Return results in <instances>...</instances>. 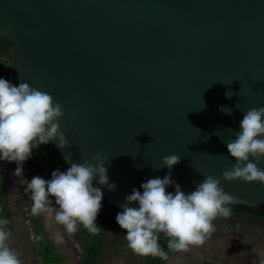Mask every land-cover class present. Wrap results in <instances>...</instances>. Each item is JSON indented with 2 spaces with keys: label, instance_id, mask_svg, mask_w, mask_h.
Listing matches in <instances>:
<instances>
[{
  "label": "water",
  "instance_id": "water-1",
  "mask_svg": "<svg viewBox=\"0 0 264 264\" xmlns=\"http://www.w3.org/2000/svg\"><path fill=\"white\" fill-rule=\"evenodd\" d=\"M0 35L16 48L15 83L63 106L70 146L53 144L68 166L108 159L110 205L162 178L175 153L185 193L212 175L234 203L264 207V185L221 175L244 112L264 106V0H0Z\"/></svg>",
  "mask_w": 264,
  "mask_h": 264
},
{
  "label": "clouds",
  "instance_id": "clouds-1",
  "mask_svg": "<svg viewBox=\"0 0 264 264\" xmlns=\"http://www.w3.org/2000/svg\"><path fill=\"white\" fill-rule=\"evenodd\" d=\"M220 110L232 113L231 108L222 106ZM63 115V106L49 93L0 77V161L15 162L13 174L19 175L40 145L58 141L61 149L70 146L60 131ZM239 129L226 144L235 163L221 174L222 178L225 182L264 185V168L259 166L264 163V106L244 112ZM179 162L175 153L163 156L161 166L168 172L162 178L156 176L142 182L139 189L134 187L116 214L115 221L124 233L127 247L136 254L166 258L159 243L161 234L173 250L200 245L215 230L213 221L218 216L227 218L232 214L228 205L234 203V197L223 190L218 177L205 176L193 191L185 193L171 178V170ZM107 164L108 159L97 153L83 162H72L63 171L57 168L50 179L33 176L26 189L33 202L31 213L54 216L69 234L77 231L78 224L97 234L103 188L112 191L116 187L110 182ZM94 181L98 186H94ZM170 187L174 191H167ZM8 236L7 231L0 230V264H21L17 254L5 244ZM61 240L58 236L57 241Z\"/></svg>",
  "mask_w": 264,
  "mask_h": 264
},
{
  "label": "rangeland",
  "instance_id": "rangeland-1",
  "mask_svg": "<svg viewBox=\"0 0 264 264\" xmlns=\"http://www.w3.org/2000/svg\"><path fill=\"white\" fill-rule=\"evenodd\" d=\"M16 167L15 162L0 161V172L9 192L14 221L18 226L17 232L9 234L5 244L17 254L21 264H77L84 253L82 245L75 239L76 232L66 233L64 226L48 214H43V217L49 239L43 241L51 243L53 262L38 254L36 245L40 246L41 241L34 233L35 215L30 213L29 202L24 201L25 198L31 199V194L26 190L29 177L24 170L19 175L13 174ZM231 222L236 223L239 228L231 227ZM213 224L215 230L205 236L202 244L190 245L187 250H175L166 264H264L263 229L248 228L238 224V221L224 217ZM58 236L62 237L60 242L57 241ZM143 262V256L122 246L108 254L105 264Z\"/></svg>",
  "mask_w": 264,
  "mask_h": 264
},
{
  "label": "trees",
  "instance_id": "trees-1",
  "mask_svg": "<svg viewBox=\"0 0 264 264\" xmlns=\"http://www.w3.org/2000/svg\"><path fill=\"white\" fill-rule=\"evenodd\" d=\"M16 48L5 37L0 35V77L7 78L15 84L14 80V64H15ZM68 164L59 155L53 142L47 145H40L33 151L32 158L23 164V170L29 177V181L33 176L39 175L44 179H50L51 173L59 168L65 170ZM29 194L30 191H29ZM104 197V196H103ZM54 199V198H53ZM24 201L29 202L30 213L32 200L25 198ZM102 209L97 217V223L100 231L97 234H91L82 225H77L75 235L83 248V258L77 264H105L106 258L111 251L118 247L126 246L127 241L123 231L116 224L115 217L121 209L109 204V201L104 197ZM232 209V214L227 217L228 220L238 221V224H243L248 228H260L264 230V207H251L242 204L232 203L228 205ZM32 216V215H31ZM222 217H217L213 222L220 220ZM34 233L38 240L41 241L40 246L36 245L38 254L46 260L53 262L51 259L53 249L51 243H46L43 240L49 239L46 234L47 229L44 223L43 214L35 215L33 219ZM6 221V223H3ZM233 228H239L236 223H229ZM242 225V226H243ZM0 230L7 231L9 234H15L18 226L14 221L13 207L10 201L9 192L5 184L4 178L0 172ZM161 248L166 253L165 263L175 250L170 249L167 245V238L161 234L159 240ZM130 249V248H129ZM144 262L141 264H163L161 257L143 256ZM52 264H56L55 262Z\"/></svg>",
  "mask_w": 264,
  "mask_h": 264
}]
</instances>
